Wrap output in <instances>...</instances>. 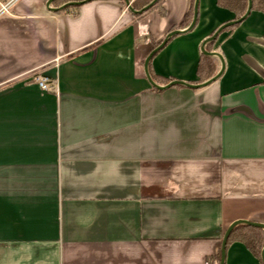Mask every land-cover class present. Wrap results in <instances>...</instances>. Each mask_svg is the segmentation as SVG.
I'll return each mask as SVG.
<instances>
[{"label":"crops","instance_id":"1","mask_svg":"<svg viewBox=\"0 0 264 264\" xmlns=\"http://www.w3.org/2000/svg\"><path fill=\"white\" fill-rule=\"evenodd\" d=\"M48 1L0 13V264H220L231 224L264 225V13L198 0L149 63L158 90L145 60L195 0H163L166 19L152 0ZM231 23L204 46L216 81L164 88L207 82L205 58L218 74L201 46Z\"/></svg>","mask_w":264,"mask_h":264},{"label":"trees","instance_id":"2","mask_svg":"<svg viewBox=\"0 0 264 264\" xmlns=\"http://www.w3.org/2000/svg\"><path fill=\"white\" fill-rule=\"evenodd\" d=\"M81 1L84 0H74L72 2ZM140 1L145 4L150 0ZM68 2H63V0H55L52 3V6L55 8H59ZM219 5L220 7L235 13L237 18L241 17L246 9L245 0H220ZM253 5L255 6V9H257V11L264 13V0H253ZM131 7L133 9H136V5H134V2L131 4ZM70 8L66 7L61 11H68ZM196 74L199 82H205L215 75V70L211 65L210 61L205 58L201 62H199ZM232 241L241 242L246 247V249L249 250L253 254V256H255L261 262V251L264 248V229L251 227L243 224L238 225L230 233L226 246Z\"/></svg>","mask_w":264,"mask_h":264},{"label":"water","instance_id":"3","mask_svg":"<svg viewBox=\"0 0 264 264\" xmlns=\"http://www.w3.org/2000/svg\"><path fill=\"white\" fill-rule=\"evenodd\" d=\"M55 0H49L46 4V7L47 8H50V5L54 2ZM125 1V5L127 8H129L131 10V7H130V2L129 0H124ZM80 3L79 2H73V3H69V4H66L65 6H63L62 8H59V9H51V11L53 12H58L68 6H75V5H79ZM154 5V2L151 3V7ZM251 10V0H248V8H247V11L245 13V15L240 19L238 20L237 22L235 23H239L241 22L250 12ZM197 12H198V0H195L194 2V6H193V18H192V22L190 24V26L187 28V30H185L184 32H180V31H173V32H170L167 34V36L165 37V39L159 44L158 47H156L154 50H152L150 52V54L148 55L147 59L145 60V63H144V72H145V76L147 78V81L148 83L151 85L152 88L154 89H163V88H160L158 87L157 85H155V83L152 81L151 77L149 76V73H148V66H149V63L151 61V59L153 58V56L155 54H157L165 45L166 43L173 37L179 35V34H182V33H185V32H188V31H191L194 27H195V24H196V21H197ZM233 25L232 23L231 24H228V25H225V26H222L221 28H219L214 34L213 36H211L210 38H208L207 40H205L201 46V52L203 55L205 56H212V57H216L220 60V63H221V70L219 71L218 74H216L213 78H211L210 80H208L207 82L203 83V84H200L198 86H191L189 84H185V83H182V82H178V81H174L172 83H170L168 86L164 87V88H167V87H172V86H185V87H189V88H201V87H205L211 83H213L214 81H216L220 76L221 74L223 73V60L221 58V56L217 53H209V52H206L204 50V46L205 44L207 43H210V42H213L216 40L218 34L223 30L225 29L226 27L228 26H231ZM247 225V226H251V227H256V228H261V229H264V225L262 224H255V223H249V222H243V221H237V222H234L233 224H231V226L227 229V231L225 232L224 234V237H223V240H222V243H221V259H220V264H223L224 262V257H225V247H226V244H227V240H228V237L230 235V233L232 232V230L238 226V225ZM261 262L262 264H264V248L262 249L261 251Z\"/></svg>","mask_w":264,"mask_h":264},{"label":"built area","instance_id":"4","mask_svg":"<svg viewBox=\"0 0 264 264\" xmlns=\"http://www.w3.org/2000/svg\"><path fill=\"white\" fill-rule=\"evenodd\" d=\"M15 1V0H10L7 4L2 5L1 9H0V13L1 12H7L8 11V7L11 5V3ZM33 83L35 84V86L41 91V92H54L57 90V85L54 84L52 81H50L49 79L45 78V77H35L33 79Z\"/></svg>","mask_w":264,"mask_h":264},{"label":"rangeland","instance_id":"5","mask_svg":"<svg viewBox=\"0 0 264 264\" xmlns=\"http://www.w3.org/2000/svg\"><path fill=\"white\" fill-rule=\"evenodd\" d=\"M0 1H8V0H0ZM69 1V2H68ZM72 1H74V0H63V2H68V3H73ZM75 1H77V0H75ZM152 2H154V5L152 6V9L154 8V9H156V8H158L157 10H158V15L159 16H161L163 19H166V18H168V16H169V10H167V9H165L166 7V5H162V2H163V0H152ZM67 3V4H68ZM159 6V7H158ZM188 26V25H187ZM189 27V26H188ZM187 27V28H188ZM186 28V29H187ZM173 31H175L177 28H175V27H173ZM172 31V32H173ZM166 37V36H165ZM165 37L161 40V42L165 39ZM160 42V43H161Z\"/></svg>","mask_w":264,"mask_h":264}]
</instances>
